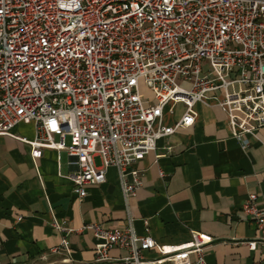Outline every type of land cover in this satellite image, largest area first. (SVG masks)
Here are the masks:
<instances>
[{"label":"built area","instance_id":"2783aa9c","mask_svg":"<svg viewBox=\"0 0 264 264\" xmlns=\"http://www.w3.org/2000/svg\"><path fill=\"white\" fill-rule=\"evenodd\" d=\"M208 100L243 147L264 127V0H0V135L33 123L35 137L21 140L35 160L44 148L66 151L81 199L110 167L126 201L136 195L143 172L134 164L191 127L196 104ZM179 104L182 116L167 124ZM257 199L250 193L242 207L258 227L253 250L264 244ZM52 226L73 230L57 218ZM86 229L98 240V264H208L214 241L198 231L162 244L132 226ZM60 248L71 254L66 237ZM114 248L128 255L113 258ZM2 249L0 241V264Z\"/></svg>","mask_w":264,"mask_h":264},{"label":"crops","instance_id":"0c3cea01","mask_svg":"<svg viewBox=\"0 0 264 264\" xmlns=\"http://www.w3.org/2000/svg\"><path fill=\"white\" fill-rule=\"evenodd\" d=\"M195 107L198 117L191 127L160 139L155 151L134 164L143 183L128 201L115 167L108 169L106 182L90 185L79 198L67 177L77 169L68 153L44 148L35 160L21 140L35 137L33 123L18 124L12 136L0 135L1 264H98V240L93 231L81 230L88 223L132 226L137 235L162 244L190 241L198 231L214 239L206 250L208 264H264V244L255 250L248 244L258 239V227L244 219L242 209L250 193L264 202V127L246 135L243 147L215 101ZM183 111L179 104L167 124ZM96 161L101 163L99 157ZM54 218L73 230L54 228ZM65 237L70 255L55 250ZM110 254L121 258L128 251L114 248Z\"/></svg>","mask_w":264,"mask_h":264},{"label":"rangeland","instance_id":"374dc122","mask_svg":"<svg viewBox=\"0 0 264 264\" xmlns=\"http://www.w3.org/2000/svg\"><path fill=\"white\" fill-rule=\"evenodd\" d=\"M185 86H188L189 87V84L188 83H185ZM68 143H70V138L67 139Z\"/></svg>","mask_w":264,"mask_h":264}]
</instances>
